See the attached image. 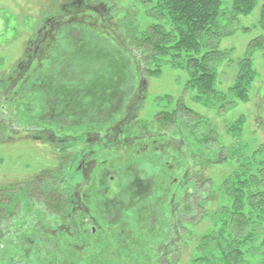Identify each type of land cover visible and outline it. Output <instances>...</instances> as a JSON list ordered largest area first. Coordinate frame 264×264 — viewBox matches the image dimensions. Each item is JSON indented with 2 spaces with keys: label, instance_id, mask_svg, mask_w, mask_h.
Wrapping results in <instances>:
<instances>
[{
  "label": "rangeland",
  "instance_id": "374dc122",
  "mask_svg": "<svg viewBox=\"0 0 264 264\" xmlns=\"http://www.w3.org/2000/svg\"><path fill=\"white\" fill-rule=\"evenodd\" d=\"M48 1L0 0V81L8 83V78L11 75L19 77L21 71L16 70L14 66L24 57L23 53L28 41H30L33 28H38L41 24L39 16L42 5L43 3L47 4ZM62 1L64 0H60V2ZM158 1L112 0L114 7L121 10L120 13L116 14V24L124 25L125 30L130 34L132 46L135 45L136 41L146 36L151 26L161 22L158 18L159 15L157 17V13L160 11L157 7ZM222 4L223 12L226 15H231L234 10L233 0H222ZM263 8L264 0H258L250 15H238L235 16V19L232 15L230 16L233 18L231 33L228 37L219 38L221 39L219 48L226 54L213 69L216 74L217 85L214 94H202L199 88L194 86V83L192 84V75H190L191 66L188 60L192 56L191 59L195 56H203L207 52L206 48H201V54L191 55L183 52L178 58L174 56L159 58V61L156 60L150 64L151 69L155 70L157 75H151V73L147 75V71L145 75L144 72L140 71V68L128 64V62H116L113 65L103 63L100 66L90 64L83 67L85 91L86 88L88 90L94 88L100 93L103 92L102 90H106L104 91L107 95L106 100L113 101L115 106L110 105L109 102L103 104L102 109L108 106L107 111L109 110L108 112L105 111L103 115L97 112L92 113L97 107H87V114L90 118L86 122L84 117L83 120L85 121L81 125H75L73 121L70 123L67 119L59 117L63 119L60 124L67 127L68 130L69 127L74 128L71 130H75V132L70 131L67 133L68 135L72 134L79 137L83 128L89 127V134L97 132L98 138H103L106 125L98 121L101 122L109 118L111 112L114 113V118L121 117L124 105L128 100V93H130L129 85L142 87L141 84L147 82L145 87L147 91L144 92L145 98L141 99L138 113L130 122L134 131L128 133V136L125 134L124 137H121V141L117 140V144H114L110 149L100 150L94 140L90 144L95 149L90 146L91 151H84L83 154L95 155L94 158L98 160L95 167L99 164L100 167L97 168L105 171L102 178L103 184L98 182L99 189L106 187L105 192L102 193L101 190V193L97 194L99 196L102 194L103 200L109 199L113 202L105 209L104 217L98 214L97 207L90 204L84 195L86 193L91 197L96 196L97 184L94 183L93 173L90 174V177L88 174V178H86L85 172L78 171L76 173V167L79 166L83 155L76 153L75 147H72L74 151H71L70 155L67 154L69 164L65 167L62 163L66 159V153L58 150L57 146L48 139H33L30 137L31 135H25L24 132L32 128H36L40 132L46 127L48 129L52 127L44 121H40L42 113H39V110L41 103L45 100V97H42L45 93L36 90L31 82L24 86L22 91L25 94V100L31 101V111L27 114L26 110L28 109L26 107L19 108L18 113L22 117L21 125L12 123L13 137L4 138V136L2 138L4 134H0V188L27 185L34 187L35 191L40 187L39 185L44 186V184L59 181L60 178L64 177L72 185L69 195L71 200L73 201L74 198L77 204L81 205V201L83 205L86 204L88 213L96 219L95 223H98L95 236L90 235L91 237L83 242L78 239L80 233L75 230L71 231L70 236L61 244L62 248L65 244L66 249L63 248L60 252H57V249L51 245L52 241L53 244H57L59 240L54 239L55 237L51 235V241L42 242L46 244L44 247L46 249L40 252L38 261L30 256L26 264H39L40 260L47 262L46 264H49L50 260H52L51 264H135L134 259L136 264H224L222 251L217 248L216 241L223 242L225 239L230 241L235 237L232 235V225H234L235 219L240 216L233 210L234 201L230 199L229 191L236 187L243 178H239L237 175H242L241 170L245 164L250 162L256 150L264 146ZM32 15L36 18L29 22L28 17L30 18ZM68 48L74 50L72 45H68ZM247 58L252 61L253 68L258 72V75L250 87L249 99L245 101L234 95L232 89L238 83L237 79L241 74V62ZM13 69L16 72H13ZM78 70L79 68L76 66L70 67L68 65L60 68V71L70 75L69 80H71V76L77 75ZM50 71L49 68H46L41 73L47 74L45 76L49 78ZM33 78H38L37 71L33 74L31 81ZM119 82L122 84L116 88L118 90L116 96L112 97L115 83ZM71 86L75 87L76 85ZM80 88V86L77 87L78 90ZM86 101H92V97L89 98L87 93ZM179 104L195 113L194 115L188 114V117L194 119L195 122L185 120L189 121L190 130H196L199 124H204L216 135V147L215 150H211L210 160L204 161L201 170L195 172L197 174V178L194 179L195 184L197 182L203 186V190L193 195L201 202L197 208H192L189 205V200V206L187 205L186 208V203L182 201L181 196L175 195V198H172L170 191L164 188L166 179L164 182H160L161 179L163 180L162 167H164L165 158L170 159V153L163 149L160 155L150 154L149 147L144 144L147 139L158 136L160 124L157 121L162 118L161 114L163 112L173 114L180 107ZM126 108H130V114H132V109H136L134 104L130 103L125 106V110H127ZM49 113L51 112L43 115L46 116ZM55 113H59V110L57 109ZM196 114L200 118L197 119ZM3 117L0 113V120ZM109 121L111 120L109 119ZM71 124L74 125L71 126ZM94 126H97V130H92ZM22 134L24 136H21ZM49 136V133L45 135L46 138ZM114 136L116 135L111 133V136L109 135L106 140ZM101 142L103 143V141ZM125 143L127 145H123ZM120 146H123L125 151ZM172 165L175 168L176 164ZM60 168H65L63 175L59 174ZM257 172L258 170H255V174ZM85 183L87 184L84 187ZM135 183H139L143 191L137 193L136 187L138 185L136 186ZM76 184L77 186H75ZM160 184L162 185L159 186ZM77 187H84L79 194L75 190ZM161 192L163 195H158ZM138 197L144 198L142 203L146 205L145 214L140 210L141 204L139 203L141 202H139ZM172 199L175 200V203L178 202L177 205L173 204L171 207L172 211L177 213V217L174 218L173 224L170 222L168 226H165V222H162L163 217L159 212L165 203ZM114 205L123 206L121 211H118L120 209L118 207L117 213L112 215L110 209H113ZM87 207L84 206V208ZM224 208L232 210L233 213H224L220 218L219 215ZM245 211L248 212L245 218H249L248 228L252 235L248 241L240 245L245 258L243 264H264V215L259 212L255 213L248 207ZM17 216L12 214L6 218L11 221L22 222V217L18 218ZM118 216L120 218L116 221L118 224L115 225L116 222L114 223V221ZM44 217L46 218V216ZM61 217L62 214L58 212L55 217H51V224L54 223L55 227L60 225L63 220ZM157 226H164L165 230L168 229L169 244L162 243V239L158 238L160 235H155L161 230ZM89 228L87 227L88 230ZM157 229L158 231L155 232ZM244 235L248 234L244 233ZM117 237L120 239L119 241L115 239ZM100 241H104L103 244L100 245ZM156 247H160L161 250L162 255H156L160 256L159 259L152 255ZM167 247L172 253L170 257H165L169 249L164 248ZM9 249L8 253L15 250L12 247ZM11 257L6 253L3 257L0 256V264H25L20 259L13 260L14 262L9 261ZM5 258L6 261H3ZM139 259L142 261L139 262Z\"/></svg>",
  "mask_w": 264,
  "mask_h": 264
},
{
  "label": "trees",
  "instance_id": "16d2710c",
  "mask_svg": "<svg viewBox=\"0 0 264 264\" xmlns=\"http://www.w3.org/2000/svg\"><path fill=\"white\" fill-rule=\"evenodd\" d=\"M157 3L159 5H157L158 9H160L157 17L159 15L158 18H160L161 22L151 26L146 36L136 41L135 45H133V51L137 54L138 59L132 65L140 68V71L144 72L145 75L146 71L147 75L150 73L151 75H157V72L151 69L152 66L150 64L156 60L159 61V58H170L171 56L178 58L183 52L191 55L201 54V48H206L207 52L203 56H195L191 59L192 56L188 60L191 66L190 75H192V84L194 83V86H197L202 94H214L217 85L216 74L213 69L217 62L222 60L226 54L219 48L221 41L219 38L228 37L231 33L230 29L233 28V18L235 19V16L237 17L238 15H250L255 9L258 0H233L234 10L231 14L233 18L223 12L222 0H159ZM262 14V21H264V8ZM257 75L258 72L254 70L252 61L249 58L243 60L241 62V74L237 79L238 83L232 89L234 95L248 101L250 87ZM181 104H179L180 107L173 114L170 112L161 114L162 118L157 121L160 124L158 136L147 139L144 144L149 147L150 154L160 155L163 149L170 153L169 156L171 158H165L164 167H162L164 172L163 180L161 179L160 182H164L166 179L164 188L170 191L172 198L175 195L177 197L178 195L181 196L182 201L186 203V208L189 205L192 208H197L201 202L193 195L203 190V186H200V183L198 184L197 182L195 184L194 179L197 178L195 172L202 168L201 165L204 164V161L210 160L211 150H215L214 148L216 147V135L204 124H199L196 130H190L189 121L185 120L195 122L194 119L188 117V114L194 115L195 113ZM18 111L19 106L12 101L11 96L9 99L0 97V113L4 116L0 120V134H4L2 138L4 136V138L12 136L13 122L21 125L20 120H22V117ZM28 111L29 109L26 110V112ZM196 117L197 119L200 118L197 114ZM129 127L131 128V125L128 123L123 127L126 134L134 131V128L129 130ZM189 130L190 133H188ZM172 164H176L175 168ZM255 170H258L256 174ZM241 174V176L237 175L239 178L243 177L239 184L229 191L230 199L234 201L233 210L240 215L235 219L234 225H232V235L235 237L230 241L227 239L223 242L216 241L217 248L222 251L224 264L244 263V253L240 245L248 241L252 235L248 228L249 218H245L248 213H246L245 209L248 207L249 210L264 215V146L256 150L250 162H247L242 168ZM186 181L189 182L187 183ZM39 186L35 190L36 194L34 187L27 185L0 188V256L3 257L5 253L8 256H12L9 261L25 259L23 254L30 245L27 243L28 238L33 233H36L27 219L29 215H34L41 220H44V216H46L48 221H44L50 223L51 217H55L58 212L63 216V205H67L65 203L66 196L67 200H71V196H64L63 189L66 184L58 182L54 185L49 182L44 184V186ZM158 195H163V192L158 193ZM188 200L190 202L189 205ZM177 203L172 199L165 203L163 209L160 210L159 213L163 217L162 222H165V226H168L170 222L173 224L174 218L177 217V213L172 211L171 208L173 204L177 205ZM33 210L38 211V214L34 213ZM224 213L232 214L233 212L224 208L219 215L220 218ZM12 214L18 215V218L22 217V222L11 221L6 218V216H12ZM117 224L116 222L115 225ZM157 227L161 230L160 233L155 235H160L158 238L162 239V243L169 244L170 238L168 236L170 234L167 232L168 229L165 230L164 226ZM157 231L158 229L155 232ZM244 233L248 235L245 236ZM115 239L120 240L118 237ZM10 245L11 247H14V245L17 247L18 245L20 248L8 253L9 248H11ZM164 249L167 250L169 248ZM160 252V247H156L152 255L156 256L161 254ZM171 255L170 249L167 250L165 257H170ZM156 257L160 258V256ZM154 260L153 262H155ZM3 261H6V258ZM141 261L139 259V262ZM134 262L136 264L135 259Z\"/></svg>",
  "mask_w": 264,
  "mask_h": 264
},
{
  "label": "flooded vegetation",
  "instance_id": "af4514ba",
  "mask_svg": "<svg viewBox=\"0 0 264 264\" xmlns=\"http://www.w3.org/2000/svg\"><path fill=\"white\" fill-rule=\"evenodd\" d=\"M120 11V9H116L114 7L112 0H64L62 2H60V0H49L47 4L43 3L39 16V22L41 24L38 28H33L34 30L31 32L30 41H28L26 50L23 53L24 57L16 66H14L16 70L21 71L19 77L17 78L11 75L8 78V83L0 81V97L9 99L11 96L12 101L15 102L19 108L24 105V107L29 109V111H31V101H29V99L25 100V94L22 91L24 86L31 82L36 90H41L43 93H45L42 95L43 98L45 97V100L43 103H41V107L39 106L40 110L38 109L39 113H42L40 121H44L52 128L48 129L46 127L40 132L39 130H36V128H32L29 130L30 132L27 131L24 133L26 136L31 135L30 137L33 139H48L57 146L58 150H60L62 153H66V159L62 163V165L65 167H67L69 164L67 161L69 156L67 154L70 155L71 151H74V149L76 153L83 155L84 151H91L90 146L95 149V147L90 144L93 143L92 141L94 140L96 141V146L100 150H104L105 148L110 149L112 146H114V144H117V140L121 141V137H124L126 134L123 127L126 126L127 123L130 124L132 118H134L136 113H138L137 111L139 103L142 101L141 99L145 98L144 92L146 93L147 91V88H145L147 82L141 84L142 87H134L133 84H130V93H128V100L126 101V104L123 108V115L121 117L117 116L114 118V113L111 112V115L108 113L110 115L109 118H106L101 122L98 121L99 123L106 125L103 134L104 137L101 139L98 138L97 132L89 134V127L83 128V132L79 137L72 134L68 135L67 133H70V131L75 132V130H71L74 128L69 127L68 130L67 127L60 124L61 120H63L60 118H65L70 121V123L73 121L75 125H81L82 122L85 121L83 120L84 117L86 118V122H88L87 120L90 118V116L87 114V107H97V109L92 111V113L97 112L103 115V113L107 111L108 108V106H106L105 109H102L103 104L109 102L110 105L115 106L113 101L106 100L107 95L104 92L106 90H102L103 92L100 93L91 87L93 89L90 88L91 90H88V88H86L85 91L83 67L89 66L90 64L93 66H100L103 63L113 65L116 62H128V64H132L138 59L137 54H135L133 51L130 34L125 30L123 24H116L115 17L117 13H120ZM34 18L36 17L32 15L30 18L28 17V21L31 22L30 20H34ZM67 44L72 45L74 50H69ZM67 65L70 67L76 66L79 68L77 75L71 76V80H69L70 75L68 76V73H63V71H60L62 66L67 67ZM46 68L51 70L49 78L45 76L47 74L41 73V71H44ZM12 71L14 72L15 70L13 69ZM35 71L38 72V78H33L31 81ZM23 75L24 77H22ZM73 84L76 86L72 87L71 85ZM121 84V82L115 83L112 97L116 96L118 92L116 88L121 86ZM79 86L81 88L78 90L77 87ZM86 93L89 98L92 97V101H86ZM97 94L98 96H96ZM128 103L132 105L134 104V107H136V109H132V114L129 112L130 108H126L127 110H125V106ZM57 109L59 110V113L56 114L55 111H57ZM48 112L51 113L46 116L43 115ZM95 119L97 118L95 117ZM95 119L92 118L93 121H95ZM109 119L111 121H109ZM72 125L74 124H71V126ZM130 125L131 128L129 127V130L134 128L132 124ZM96 127L97 126H94L92 130H97ZM48 133L50 136L49 138H46L45 135ZM111 133L115 134L116 136L112 138L110 137L109 140H106L108 139L109 135L111 136ZM21 136H24V134ZM100 140L103 141V143ZM123 145L127 144L125 143ZM72 147L75 148L72 149ZM122 148L123 146L121 149ZM94 157L95 155H91V153L88 155H83V159L81 160L80 164H78L79 166L76 167V173L78 171L85 172L86 178H88V174L90 177V174L93 173V179L95 181L94 183L95 185L97 184L95 189L96 196L91 197L86 193L84 195L90 204H94L95 207H97L96 210H98V214H101V216L104 217L103 215H105V209L113 201H110L109 199L103 200L102 194L100 196L97 194L101 190L102 193L105 192L106 187H100L99 189L98 185L99 183L103 184L102 178L104 177L105 171L101 168H97L100 167L99 164L95 167L98 160H96ZM64 171L65 168H60L59 174L63 175ZM58 182L61 184H66V187L63 189L65 193L64 196L70 195L72 185L69 184V181L63 177L60 178L59 181H53L52 184L55 185ZM86 184L87 183H85L84 187ZM135 184L136 186L138 185L136 187L138 190L137 193L143 191V188H141L139 183ZM75 186H77V184ZM84 187L75 188V190L78 191L76 193L79 194ZM138 200L141 202L139 204L142 206L141 208L139 205L140 210L145 214L146 205L142 203L144 198L138 197ZM65 203H67V205H63L64 214L61 217L63 220L61 221L60 225H57L56 227L53 225L54 223H46L44 220H48L45 217L44 220H41L40 218L38 219L34 215H29L27 217L28 221L31 223V228L36 233L32 234L33 237L30 236L28 238L27 243L30 245L28 246V250L26 249V252L23 254V256H25V259L21 260L23 263L25 262L26 264L30 256L38 261L37 258L40 252L45 251L46 249L44 248L46 244L42 242L47 240L51 241V235L55 237L54 239L59 240L57 244H53L52 241L51 245L57 249V252H60V250L65 248V244L63 245V248L61 247V244H63V241L70 236L71 231L75 230L77 233H80V238L78 236V239L81 242L86 241V239L94 235V233L96 234L98 223L96 224V219L92 218V216L88 213L89 210L87 205H83L82 201L81 205L79 203L77 204L74 198L73 201L67 200V196ZM136 203L138 202L136 201ZM84 206L87 208H84ZM122 206L123 205H114L113 209H110L112 212H110V214L115 215L117 213V208L120 207L118 211H121ZM33 212L35 213L36 211L33 210ZM36 214H38V211ZM119 218L120 216L116 218L114 223L118 221ZM87 227H90V232ZM103 242L104 241H100V243ZM12 248L17 249L20 247L18 245L15 247L14 245ZM51 262L52 260H50L48 263L51 264ZM41 263L46 264L47 262L40 260L39 264Z\"/></svg>",
  "mask_w": 264,
  "mask_h": 264
}]
</instances>
